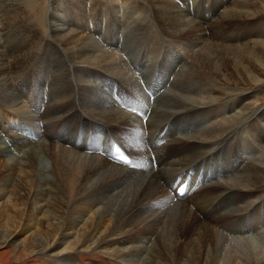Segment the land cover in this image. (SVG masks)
Segmentation results:
<instances>
[{"label":"bare ground","instance_id":"1","mask_svg":"<svg viewBox=\"0 0 264 264\" xmlns=\"http://www.w3.org/2000/svg\"><path fill=\"white\" fill-rule=\"evenodd\" d=\"M33 3L0 0V264H264V0Z\"/></svg>","mask_w":264,"mask_h":264},{"label":"rangeland","instance_id":"2","mask_svg":"<svg viewBox=\"0 0 264 264\" xmlns=\"http://www.w3.org/2000/svg\"><path fill=\"white\" fill-rule=\"evenodd\" d=\"M233 1L234 0H229V4H232L233 3ZM51 2V0H34V3H33V5H32V8H33V10L35 11L36 9H40V7L42 6H44V5H46V4H48V3H50ZM44 4V5H43ZM180 5H182L181 3H180ZM108 9V8H107ZM217 9H219V8H217ZM190 10H192V11H194V9H193V7L192 6H190ZM192 11H191V13H192ZM97 17H99L98 15H99V13L97 12ZM218 15V14H217ZM200 24H204V22H201ZM115 94H118V91H117V89L115 90V92L113 93V95L115 96ZM118 96V95H117ZM117 96H115V98L117 99ZM258 97H259V101L258 102H253V104L255 103V105H254V107L255 108H258V107H256V105H264V104H262V103H264V87H262L261 89H260V93H259V95H258ZM118 100V99H117ZM119 101V100H118ZM120 102V101H119ZM251 104H252V102H251ZM255 119H257L256 117H254ZM249 130H250V132L251 133H253V129H252V127H250L249 128ZM28 135H29V138H35V137H33L32 136V134L31 133H28ZM161 137H162V133H161ZM3 144H5V145H8L9 146V141H7V140H5V141H3ZM122 146V145H121ZM123 147V146H122ZM95 148H96V143H95ZM124 148V147H123ZM125 150V149H124ZM129 151V150H128ZM128 151H127V153H128ZM173 151H175V152H179V153H182L179 149H177V148H175V147H173ZM129 154V153H128ZM43 164L45 165V164H48L47 163V161H46V163H45V161H44V163H40V165L41 166H43ZM40 166V167H41ZM211 217V216H210ZM206 218H209V217H206Z\"/></svg>","mask_w":264,"mask_h":264},{"label":"snow or ice","instance_id":"3","mask_svg":"<svg viewBox=\"0 0 264 264\" xmlns=\"http://www.w3.org/2000/svg\"><path fill=\"white\" fill-rule=\"evenodd\" d=\"M182 191V190H181Z\"/></svg>","mask_w":264,"mask_h":264}]
</instances>
